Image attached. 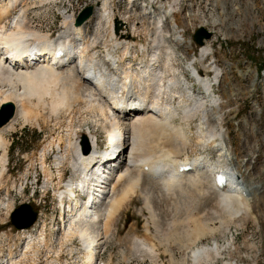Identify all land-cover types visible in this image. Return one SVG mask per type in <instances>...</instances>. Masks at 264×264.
<instances>
[{"label":"bare ground","instance_id":"6f19581e","mask_svg":"<svg viewBox=\"0 0 264 264\" xmlns=\"http://www.w3.org/2000/svg\"><path fill=\"white\" fill-rule=\"evenodd\" d=\"M122 1L124 3L125 0ZM171 1L163 4L156 2L157 9L148 13V17L144 16L149 25L139 28L138 22L133 21L129 26L125 18H119L113 9L110 10V0H101L99 24L104 23L105 26L101 29H108L111 40L106 54L101 55L102 60L97 61V38L88 39L83 26L76 27L72 20L65 18L60 35L53 37L49 33L36 31L28 21V9L35 8L31 0H0V83L8 86L6 91L0 90V106L11 102L16 108V117L3 126L4 129L0 128V151L3 152L0 156V178L5 171L7 158V141L2 132H6L8 126L19 118L24 123L38 125L42 117L41 110L44 111L46 106L49 115L68 117V133L66 132L64 138H52L46 142L37 161L45 181L44 191L52 190L57 198L61 222L68 218V225L62 229L63 236L70 231L67 233L68 238L76 236L84 246L82 264H103L98 257V241L106 239L112 233V225L126 204L142 194L144 180L150 181L148 186L155 192L154 197L157 200L161 195L173 199L172 194L177 192L175 189H182L186 184L189 189L194 190L192 193L202 196L203 204L208 201L213 204V208L216 207L222 212L234 211L232 214H242L244 219L251 213L252 199L264 192L262 184H247L244 179L247 174L243 170L248 168L247 173H250V161L258 156H252L254 158L251 157V160L236 158L227 145L228 133L221 126L224 120V113L220 114L222 99L215 95V88L226 87L222 68L230 67L229 64L223 60L221 64L219 61L216 63L211 56L209 68L214 73L211 79L202 70L195 68L193 61L189 63V70L186 69L195 73L193 81L197 89L185 77L181 78L183 76L176 74L174 64L178 52L175 47H184L189 43L185 41L184 33L179 31L176 14L188 0ZM125 10L135 13L137 8L126 7ZM70 13L67 12L66 15H73L74 12ZM137 18L142 19L140 16ZM115 21L120 23L116 32ZM140 33L151 39V43L147 46L138 44L135 40ZM209 47L199 48L201 59L210 56ZM32 48H40L41 56L52 60L54 65L37 59L34 66L21 67L24 61L16 58L19 54L27 55ZM59 51L65 54L61 58H57ZM141 53L146 54V59L139 58ZM192 53L193 48L190 51ZM192 56L194 59V55ZM82 68L84 70L81 72ZM250 74L252 83H255L257 76L254 72ZM83 76L91 79L95 87L91 82H84ZM184 85L187 91L182 93ZM116 97L141 101L142 104L138 106L148 107V104L149 109L145 110L146 114L136 109L138 113L133 115L114 117L113 109H118L115 106L119 105ZM227 98L233 99L232 94L228 93ZM260 112L256 110L255 114ZM76 114L80 118L77 126L73 125ZM194 119L198 123L194 133L196 140L192 142L191 122ZM176 120L180 123L176 124ZM88 123L91 128L86 127V132H82L81 127ZM237 124L233 123L234 126ZM12 129L13 126L10 127ZM97 129L105 134L106 144L113 149L121 146L122 140L128 143L123 145L125 152L118 162L100 166L88 179L89 182H95L103 175L110 176V168L119 165L112 181L108 185L102 183L98 188L88 189L90 192L83 191L80 195L83 199L81 201L74 193L75 188H68V181H64L65 169L68 167L70 170L79 171V167H84L89 158L100 153L95 135ZM84 140L89 148L87 154L83 148ZM187 149H199L202 153L194 152L190 157L185 153ZM55 154L57 160L52 168L47 161L50 155ZM181 155L184 157L179 159ZM257 163L260 166L259 171L264 173V155ZM182 166H190L191 170L180 172L179 168ZM202 173L210 183L205 175H200ZM216 175L225 179L223 186L216 185ZM180 192L182 191H179L181 196ZM87 196L89 199L85 200ZM75 199L77 200L74 201ZM39 220L40 218L37 223ZM198 224L203 225V222L199 221ZM43 225L46 226L44 223ZM45 226H42L37 236L25 231L28 229L19 230L23 231L21 236L26 240L27 251H30L32 244L45 242ZM216 245L192 252V264L207 260L210 254L217 259L219 251ZM25 256L26 254L23 255Z\"/></svg>","mask_w":264,"mask_h":264},{"label":"rangeland","instance_id":"374dc122","mask_svg":"<svg viewBox=\"0 0 264 264\" xmlns=\"http://www.w3.org/2000/svg\"><path fill=\"white\" fill-rule=\"evenodd\" d=\"M191 2L194 4L193 7L189 8L187 6L189 3H185L182 7L183 10H179L176 14L177 24L184 30L182 32H184L185 41L191 43L190 40H192L191 44H185L187 49L175 47L178 52L177 61L174 64L177 76H183L181 78L185 77L191 85H195V82L187 77V69L189 70V63L194 62V59L196 62L201 59L200 54L196 56L199 46L193 41L194 33L199 27L213 32L214 36L207 44L215 52L218 61L224 58V60L236 62L239 57H242L243 60L249 62H245V65L242 64L244 69L253 71L255 67L264 69V0H191ZM92 3H94L93 0H71L69 3L67 0H56V3L50 2L44 5L36 3L35 8L28 9L30 11H28L27 19L36 31L58 37L64 22H62V15H66L67 12L75 14L80 11V8L90 7ZM124 6L125 4L115 7L119 13L114 7H110V10L113 9L119 18H125L129 26L133 21L138 22L137 27L139 28L149 25L148 20L146 23V20L143 21V19L137 18L138 16L132 17L134 13L132 15L128 13ZM124 11L126 12L124 13ZM94 21L97 30H93L92 27H83V31H86L88 39L96 37V46L98 45V49L103 46L106 52L109 48L107 45L111 40L110 34H108V29L107 31L101 29L105 25L103 22L99 24V13ZM135 41L147 46L151 39L140 33ZM191 48H193L192 54H190ZM194 49L196 54H194ZM95 52V59L102 60L100 52L98 50ZM141 54L146 59V54ZM192 55H194V59ZM216 59L214 57L213 60L217 63ZM207 61L211 62L210 56ZM229 66L231 67L232 64ZM237 66L242 68L241 65ZM196 67L203 73L211 71L208 70L209 66L201 61L196 64ZM262 81L264 83V73L263 77L258 76L256 82L252 83L250 74L246 73L240 78L232 70L224 79L226 87L215 88V95L222 99L220 114L224 113L222 115L224 120L221 126L228 133V135L225 134L226 137H229L227 145L236 158L242 157L251 160V157L255 156L252 153V148L257 138L254 139L251 136L252 125L261 129L264 135ZM185 86L181 89L182 93L187 91ZM7 89V84L0 83V90L6 91ZM228 93L232 94L233 99L227 98ZM256 110L261 112L255 114ZM41 112L42 117L38 125L32 122L24 123L19 118L20 120L11 124L12 130H10L11 126H8L7 131L2 132L7 141V158L5 171L0 178V264H82L84 246L77 240L79 238L75 236L69 239L67 233L70 231L64 236L62 230L60 234L56 233L59 222H61L59 202L54 193L50 192L51 190L44 191L45 181L39 161H37L41 148L46 142L52 138H64L68 133V117L49 115L47 106ZM77 115L73 119V125L76 126L80 122L79 115ZM235 122L238 123L237 126L233 125ZM175 123L178 124L180 121L176 120ZM191 123L193 142L196 140L194 133L198 121L194 119ZM86 127L91 128V125L88 123L80 130L86 132ZM90 131L93 132L92 129ZM95 135L97 141L101 140L100 149L105 148V134L97 129ZM240 136L244 138V142L239 140ZM259 147L258 157L250 161V173H247L248 168L243 170L247 174L244 179L247 184L259 183L264 186V173L259 171L260 166L257 163L261 157L263 158L264 142H261ZM185 153L191 157L193 153L199 154L202 151L187 149ZM2 154L3 152L0 151V156ZM56 156L57 154L48 157L47 163L52 168L55 167ZM183 157L184 155H181L179 159ZM65 170L64 181L66 175L69 174V168L67 167ZM207 180L209 181L208 178ZM35 181L38 182L37 185H35ZM148 184L150 181L144 180L143 188H141L142 194L137 195L132 199V202L126 204L112 225L110 231L112 233L102 240L103 243L100 245L98 254L102 262L104 258L105 264H192V252L217 244L218 258L215 259L210 254L207 260L200 261L198 264H264V192L252 199L251 213L244 219L242 214H232L234 211L229 213L222 212L216 207L213 208V204L208 201L203 204L202 196H197L196 192L192 193L194 190L189 189L186 184L182 189H175L178 194L174 192L173 196L171 195L173 199L161 195L159 200L154 197L156 194ZM179 191H182L180 192L181 196ZM179 196L180 198H178ZM22 204H29L37 211L38 218H40L38 223L25 231H30L31 235L37 236L38 231L42 226H45L43 223L46 224V233L44 234L46 237H43L48 240L47 246H45V242L43 244L34 243L30 251L26 250V240L21 236L23 231L16 230L10 222L11 214ZM193 218L199 220L196 221ZM67 221L68 218L63 222V227L68 225ZM199 221H202L203 225L198 224ZM95 227L97 228L96 224ZM196 229H198L197 233ZM24 254H26L25 257H23Z\"/></svg>","mask_w":264,"mask_h":264},{"label":"water","instance_id":"95a60500","mask_svg":"<svg viewBox=\"0 0 264 264\" xmlns=\"http://www.w3.org/2000/svg\"><path fill=\"white\" fill-rule=\"evenodd\" d=\"M93 14V8H85L76 18L74 25L76 27L82 26ZM120 23L115 21L114 31L119 29ZM212 34L204 27H199L193 36L195 44L202 46L204 41L211 38ZM16 108L11 102L4 103L0 106V128L8 124L15 116ZM86 151L88 147L84 140ZM37 220V211H35L29 204H22L10 216V222L16 230H24L31 228Z\"/></svg>","mask_w":264,"mask_h":264},{"label":"built area","instance_id":"2783aa9c","mask_svg":"<svg viewBox=\"0 0 264 264\" xmlns=\"http://www.w3.org/2000/svg\"><path fill=\"white\" fill-rule=\"evenodd\" d=\"M115 2H116V3H120V2H121L122 4H124L122 0H115ZM85 5H86V3H85ZM81 9H83V8H80V10H81ZM131 15H132V13H131Z\"/></svg>","mask_w":264,"mask_h":264}]
</instances>
